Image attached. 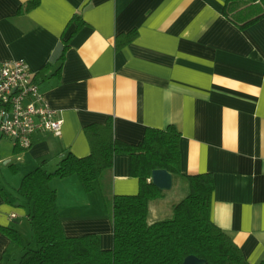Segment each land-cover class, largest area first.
<instances>
[{"label": "crops", "instance_id": "0c3cea01", "mask_svg": "<svg viewBox=\"0 0 264 264\" xmlns=\"http://www.w3.org/2000/svg\"><path fill=\"white\" fill-rule=\"evenodd\" d=\"M30 1L0 0V61L23 58L63 121L60 134L36 132L27 149L0 136V226L33 240L21 180L42 161L53 171L66 151L88 155L86 125L111 119L116 138L138 143L147 127L174 124L182 173L213 175L212 221L251 264L264 261V17L241 29L223 15L224 0H36L29 8ZM75 13L84 21L77 30ZM70 36L62 65L52 63ZM49 186L64 233H95L109 249L103 188L135 194L139 181L129 156L116 154L90 192L76 174ZM168 197L150 201L148 222L167 217L179 201ZM22 252L0 230V264H16Z\"/></svg>", "mask_w": 264, "mask_h": 264}, {"label": "trees", "instance_id": "16d2710c", "mask_svg": "<svg viewBox=\"0 0 264 264\" xmlns=\"http://www.w3.org/2000/svg\"><path fill=\"white\" fill-rule=\"evenodd\" d=\"M36 3L32 0L27 6L31 8ZM223 15L245 29L264 17V0H224ZM73 18L79 20L77 30L84 21L79 13ZM136 35L135 30L125 34L116 41V47ZM71 36L61 39L51 56L52 63L61 61L62 65ZM61 65L55 72L57 75ZM84 132L90 143L88 155L80 157L66 151L53 171L48 172L42 161L23 176L18 191L29 204L33 240H26L12 226H0L23 250L16 264H183L190 254L205 259L206 264H251L241 248L210 217L212 173H182L181 132L174 124L165 128L147 127L138 143L116 138L111 119L88 124ZM116 154L129 156V172L138 178L139 189L135 194L110 195L103 188L113 223V246L104 249L95 233H64L56 191L49 182L54 177L76 174L83 189L90 192L100 175L112 168ZM158 168L167 169L173 182L177 179L184 182L187 192L172 205L171 217L148 222L150 201L164 195L150 180L152 170Z\"/></svg>", "mask_w": 264, "mask_h": 264}, {"label": "built area", "instance_id": "2783aa9c", "mask_svg": "<svg viewBox=\"0 0 264 264\" xmlns=\"http://www.w3.org/2000/svg\"><path fill=\"white\" fill-rule=\"evenodd\" d=\"M62 118L41 92L23 58L0 61V136L27 149L33 134L49 131L60 134ZM11 216H15L12 213Z\"/></svg>", "mask_w": 264, "mask_h": 264}, {"label": "water", "instance_id": "95a60500", "mask_svg": "<svg viewBox=\"0 0 264 264\" xmlns=\"http://www.w3.org/2000/svg\"><path fill=\"white\" fill-rule=\"evenodd\" d=\"M150 180L156 187L163 191L170 190L173 186V176L164 168L152 170ZM183 264H206V260L190 254L184 258Z\"/></svg>", "mask_w": 264, "mask_h": 264}, {"label": "rangeland", "instance_id": "374dc122", "mask_svg": "<svg viewBox=\"0 0 264 264\" xmlns=\"http://www.w3.org/2000/svg\"><path fill=\"white\" fill-rule=\"evenodd\" d=\"M186 192H187V187L179 179L173 182V187L170 190L164 191V193L168 194L171 197V198L168 197L167 199L172 202H175L176 200H180L186 194ZM164 216L165 218H169L172 216V207L170 208V212L168 213L167 217L166 215Z\"/></svg>", "mask_w": 264, "mask_h": 264}]
</instances>
